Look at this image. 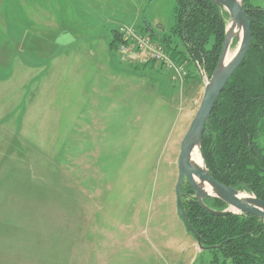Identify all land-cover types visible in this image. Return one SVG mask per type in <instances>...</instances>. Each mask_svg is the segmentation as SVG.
I'll use <instances>...</instances> for the list:
<instances>
[{"label": "rangeland", "instance_id": "rangeland-1", "mask_svg": "<svg viewBox=\"0 0 264 264\" xmlns=\"http://www.w3.org/2000/svg\"><path fill=\"white\" fill-rule=\"evenodd\" d=\"M176 3L0 0V264H211L175 197L210 73L175 37L179 74L109 46L168 32Z\"/></svg>", "mask_w": 264, "mask_h": 264}, {"label": "trees", "instance_id": "trees-1", "mask_svg": "<svg viewBox=\"0 0 264 264\" xmlns=\"http://www.w3.org/2000/svg\"><path fill=\"white\" fill-rule=\"evenodd\" d=\"M243 7L258 22L250 23L249 49L218 97L202 134L201 150L214 179L264 200V9L247 0ZM227 23V13L210 0H177L175 24L166 33L151 31L150 36L174 58L184 59L186 51L211 75ZM172 37L184 51L172 43ZM117 40L114 29L112 49ZM181 191L186 221L200 237L202 251L211 255V264H264L263 219L250 214L210 216L199 207L188 184ZM204 203L216 210L227 207L217 198H206Z\"/></svg>", "mask_w": 264, "mask_h": 264}, {"label": "water", "instance_id": "water-1", "mask_svg": "<svg viewBox=\"0 0 264 264\" xmlns=\"http://www.w3.org/2000/svg\"><path fill=\"white\" fill-rule=\"evenodd\" d=\"M228 15V23L224 32V39L219 53L218 61L210 77L205 81L203 96L198 109L190 122V125L181 140L178 159H177V180L175 183V197L177 214L187 231L193 236L200 251V237L188 224L182 210L181 199L183 193L181 187L183 183L190 186L199 207L208 215L222 217L230 214H250L264 220V200L252 197L240 198L238 191L230 186H226L214 179L208 172L201 150V140L204 128L209 125L210 114L223 91L226 83L233 72L242 63L249 49L251 42V22H258L250 17L243 7V0H210ZM238 28L241 32L240 39L233 35V29ZM235 41L237 47L232 59L224 66L222 60L229 46ZM197 147L203 161L204 168H198L191 164L190 156L194 148ZM250 150V149H249ZM202 183H207L212 192H207ZM206 198H217L226 203L227 207L223 210H216L208 207L204 200Z\"/></svg>", "mask_w": 264, "mask_h": 264}, {"label": "built area", "instance_id": "built-area-1", "mask_svg": "<svg viewBox=\"0 0 264 264\" xmlns=\"http://www.w3.org/2000/svg\"><path fill=\"white\" fill-rule=\"evenodd\" d=\"M117 35L119 40L115 44L116 51L122 55V59L126 61L128 58L134 56L135 59L139 58L140 61H151L156 64L158 61H162L170 68H174L179 74L183 72V67H175L173 64H169L167 58L162 55L161 47L156 41L151 40L148 34L135 30L134 28L118 27Z\"/></svg>", "mask_w": 264, "mask_h": 264}, {"label": "bare ground", "instance_id": "bare-ground-1", "mask_svg": "<svg viewBox=\"0 0 264 264\" xmlns=\"http://www.w3.org/2000/svg\"><path fill=\"white\" fill-rule=\"evenodd\" d=\"M233 35H236V37H238L240 39V37H241L240 30L238 28H234L233 29ZM236 47H237V45H236ZM236 47L233 50H231V48L229 46V48L226 51L225 56H224V58L222 60V66L226 65L232 59V57H233V55H234V53L236 51ZM190 162L195 167L204 168L203 161H202V158H201V155H200V151H199V149L197 147H195L194 150L191 153ZM201 186H203V188L207 192H210V193L212 192L211 187L207 183H202ZM238 196L240 198H248L249 197V195H247L244 192H240L238 194Z\"/></svg>", "mask_w": 264, "mask_h": 264}, {"label": "flooded vegetation", "instance_id": "flooded-vegetation-1", "mask_svg": "<svg viewBox=\"0 0 264 264\" xmlns=\"http://www.w3.org/2000/svg\"><path fill=\"white\" fill-rule=\"evenodd\" d=\"M141 32V31H140ZM143 33H145V32H143Z\"/></svg>", "mask_w": 264, "mask_h": 264}]
</instances>
